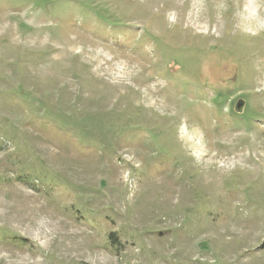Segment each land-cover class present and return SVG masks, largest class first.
I'll list each match as a JSON object with an SVG mask.
<instances>
[{
  "label": "rangeland",
  "instance_id": "374dc122",
  "mask_svg": "<svg viewBox=\"0 0 264 264\" xmlns=\"http://www.w3.org/2000/svg\"><path fill=\"white\" fill-rule=\"evenodd\" d=\"M0 264H264V0H0Z\"/></svg>",
  "mask_w": 264,
  "mask_h": 264
},
{
  "label": "water",
  "instance_id": "95a60500",
  "mask_svg": "<svg viewBox=\"0 0 264 264\" xmlns=\"http://www.w3.org/2000/svg\"><path fill=\"white\" fill-rule=\"evenodd\" d=\"M243 106H244V100L243 99L238 100L236 108L238 110H241Z\"/></svg>",
  "mask_w": 264,
  "mask_h": 264
}]
</instances>
